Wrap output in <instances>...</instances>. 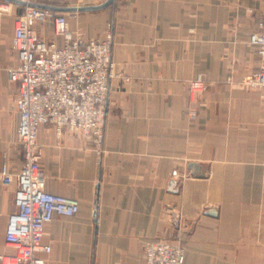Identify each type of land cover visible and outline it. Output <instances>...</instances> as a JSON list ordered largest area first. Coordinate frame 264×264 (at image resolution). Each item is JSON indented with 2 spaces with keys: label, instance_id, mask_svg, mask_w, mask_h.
<instances>
[{
  "label": "crops",
  "instance_id": "obj_1",
  "mask_svg": "<svg viewBox=\"0 0 264 264\" xmlns=\"http://www.w3.org/2000/svg\"><path fill=\"white\" fill-rule=\"evenodd\" d=\"M10 4L0 14V169L17 174L24 158L8 69L18 62L12 39L25 6ZM58 13L88 39L111 33L123 78L109 87L101 153L86 135L40 128L45 190L80 203L77 215L47 226L45 264H145L147 243L172 239L186 249L184 264H264V89L239 84L264 67L249 44L264 0H116ZM34 27L61 42L53 23ZM198 79L207 89L192 97ZM15 189L0 181V255L13 252Z\"/></svg>",
  "mask_w": 264,
  "mask_h": 264
},
{
  "label": "built area",
  "instance_id": "obj_2",
  "mask_svg": "<svg viewBox=\"0 0 264 264\" xmlns=\"http://www.w3.org/2000/svg\"><path fill=\"white\" fill-rule=\"evenodd\" d=\"M10 5L0 0V14L8 13ZM36 23H53L61 42L48 41L34 27ZM249 44L264 61V18L250 34ZM12 48L18 62L8 69V76L18 88L17 139L24 163L17 174L8 165L0 169L4 185L16 184V210L9 217L6 233V243L13 252L1 254L0 264H45L43 254L52 250L44 243L47 226L55 216L77 215L80 203L45 190L46 175L38 143L40 128L53 127L59 138L66 131L86 135L101 153L109 87L114 79L123 77L112 58L111 33L104 39H88L81 29H70L66 14L48 9L25 6L15 19ZM239 84L248 89H264V67L243 77ZM206 89V82L198 79L191 83L190 93L197 97ZM196 116L197 112L192 111L191 117ZM144 251L145 264L185 263L186 249L181 243L149 242Z\"/></svg>",
  "mask_w": 264,
  "mask_h": 264
},
{
  "label": "water",
  "instance_id": "obj_3",
  "mask_svg": "<svg viewBox=\"0 0 264 264\" xmlns=\"http://www.w3.org/2000/svg\"><path fill=\"white\" fill-rule=\"evenodd\" d=\"M9 3H15V4H19V5H23V6H33V7H39V8H47L48 10H53V11H58V12H76V11H95V10H101L104 9L110 5H112L116 0H107L105 3L101 4V5H97V6H90V7H79V8H71V7H67V8H59V7H50V6H43L40 4H36L34 2H25L22 0H3ZM172 185H174V182H172Z\"/></svg>",
  "mask_w": 264,
  "mask_h": 264
},
{
  "label": "rangeland",
  "instance_id": "obj_4",
  "mask_svg": "<svg viewBox=\"0 0 264 264\" xmlns=\"http://www.w3.org/2000/svg\"><path fill=\"white\" fill-rule=\"evenodd\" d=\"M104 1V0H103ZM115 3V2H114ZM3 14H5V13H3ZM173 240V241H172ZM171 241H169V240H165V241H169V242H172V243H178V242H176V240H174V239H172ZM162 241V240H161Z\"/></svg>",
  "mask_w": 264,
  "mask_h": 264
}]
</instances>
